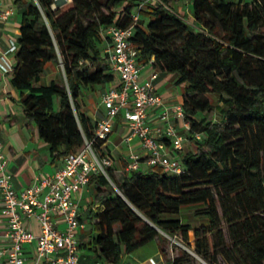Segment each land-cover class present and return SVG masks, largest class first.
I'll return each mask as SVG.
<instances>
[{
  "label": "trees",
  "instance_id": "trees-1",
  "mask_svg": "<svg viewBox=\"0 0 264 264\" xmlns=\"http://www.w3.org/2000/svg\"><path fill=\"white\" fill-rule=\"evenodd\" d=\"M142 1L16 0L22 18L10 81L25 117L55 157L92 139L96 121L80 108L82 88L114 78L104 59L109 39L100 31L132 26L138 60L176 73L182 85L186 137L201 136L194 149L179 153V174L155 167L124 170L118 178L108 166V177H90L89 204L101 205L88 215L97 260L123 263L160 228L185 238L193 229L203 256L213 250L229 264H264V0H191L192 22L161 5L140 8L135 20ZM58 58L65 83L40 82L46 63ZM209 93L217 94V103ZM213 109L220 119L201 116ZM102 142L94 147L110 155ZM191 204L199 205L194 213L205 225L192 228L163 216Z\"/></svg>",
  "mask_w": 264,
  "mask_h": 264
},
{
  "label": "built area",
  "instance_id": "built-area-1",
  "mask_svg": "<svg viewBox=\"0 0 264 264\" xmlns=\"http://www.w3.org/2000/svg\"><path fill=\"white\" fill-rule=\"evenodd\" d=\"M146 5L172 9L164 0H143L137 5L133 19H138L139 9ZM8 13L0 0V20L6 19ZM100 33L109 39L104 48V59L115 82L111 80L101 94L103 114L95 120L93 138L85 139L80 147L65 153L52 173L37 175L33 184L22 189H16L12 184V173L0 143L1 214L5 219V228L0 230V264H23L24 246L32 242H35L37 257L44 263L84 264L80 261L77 232L81 222L75 193L93 174L103 173L108 177L106 169L113 159L108 151L95 148L94 143L102 140V144H106L120 113H123L127 128L124 139L128 144L138 140L141 149H129L124 164L126 172L160 167L166 173L179 174L183 171L179 153L183 152L184 143L189 140L195 146L194 138L201 136L195 133L192 139L186 137L189 123L185 120L182 103H167L157 92L154 84L157 69L153 68L143 79L140 77L141 62L130 40L132 26L112 24ZM16 49L17 42L12 41L3 54ZM1 59L6 62L4 55ZM0 64L7 69L8 63ZM32 218L38 221V233H34L28 224ZM160 260L162 257L158 252L149 257L148 262L159 264ZM93 264L111 263L96 260Z\"/></svg>",
  "mask_w": 264,
  "mask_h": 264
},
{
  "label": "crops",
  "instance_id": "crops-1",
  "mask_svg": "<svg viewBox=\"0 0 264 264\" xmlns=\"http://www.w3.org/2000/svg\"><path fill=\"white\" fill-rule=\"evenodd\" d=\"M171 2V0H170ZM174 3H178V0H172ZM183 2L179 3L181 6ZM171 8L179 13L180 9ZM3 8L8 10V17L4 20H0V63H8L7 69L0 64V143L2 144V150L4 157L7 160V167L12 173V184L16 189L25 188L34 183L35 178L39 174L52 173L61 163L63 155L54 156L50 152V145L43 138L38 135L36 125L34 121H29L25 117L24 110L19 102L20 92L11 84V70L15 60L16 50L3 54L6 51L12 41L17 42V38L20 34V21L22 18V12L17 6L16 0H3ZM186 10L190 18L186 20L192 22L193 17L191 15V0H187ZM180 14V13H179ZM4 55L6 62L2 61L1 56ZM52 62H47L45 69L51 66ZM50 69V68H49ZM153 67L148 63H141L140 77L143 79L148 76ZM52 69H50V73ZM44 72L41 74L40 82H46ZM176 73L160 72L158 70V76L154 81L157 92L164 98L167 103H176L181 101L182 92L181 84H176ZM52 79V78H51ZM115 82V79L112 81ZM111 81L105 84H94L85 86L82 88L80 95V108L85 111L93 120L101 117L103 109L101 105V94L106 87L109 86ZM53 107L59 106L58 99L53 97ZM119 126L124 127L126 130L122 136L114 135V131ZM127 133V128L124 124L123 113H120L115 118L113 131L109 134L106 144L109 147L110 155L113 156L112 168H116L120 174L124 171V161L128 156L129 149L132 148L136 151H140V143L138 140H133L132 144H128L124 139V135ZM190 145L191 149L194 146L189 140L185 142ZM186 146V145H185ZM188 149L183 150L187 151ZM113 154V155H112ZM93 192L90 184L83 186L77 193H75V199L78 203V212L81 222V227L77 232L79 241V253L80 261L86 264H93L98 256L91 248L92 237V220L89 218L90 210L96 211L101 208L99 203L90 205ZM84 200V201H83ZM1 195H0V230L5 228V219L1 214ZM31 229L34 233L39 232L38 221L34 218L28 221ZM62 226L63 224H59ZM25 260L23 264H43L37 257L35 242L25 244ZM158 253V252H157ZM151 257V256H150ZM128 262L126 259L122 263ZM139 262V261H132ZM141 264H144L140 262ZM147 264V262L145 263Z\"/></svg>",
  "mask_w": 264,
  "mask_h": 264
},
{
  "label": "rangeland",
  "instance_id": "rangeland-1",
  "mask_svg": "<svg viewBox=\"0 0 264 264\" xmlns=\"http://www.w3.org/2000/svg\"><path fill=\"white\" fill-rule=\"evenodd\" d=\"M183 2L181 6H179V3ZM233 2H237L238 0H230ZM242 1H249V0H242ZM172 7L174 9H180L179 13L184 18H190V16L187 13L186 10V4L187 0H178V3L170 2ZM106 11V10H104ZM103 53V51H102ZM52 69V72L50 73V69ZM45 69V77H46V83H48L51 78L55 79L58 83L63 84L65 83V77H64V71L63 66L61 63L60 58H58V62H53L51 66ZM180 90L182 92V88L180 87ZM208 96L212 99L213 103L218 102V96L215 93H209ZM54 99H58L56 95H54ZM57 109V107H54ZM201 116L205 117L207 120H218L220 119V115L218 111L215 109L211 111H205L201 114ZM125 128L122 126H119L116 131H114V135L116 136H122L123 132H125ZM186 145V146H185ZM188 149L190 150V145L184 143V150ZM113 155V154H112ZM111 156V155H110ZM113 159V156H111ZM113 173L116 177H121V174L119 171H116V168H112ZM118 178H111V182L114 180L116 181ZM84 201V200H83ZM199 205L197 204H191L187 206H183L180 208L179 212L176 213H165L163 214L164 217H177L180 219V222L183 224H188L190 227H197L200 225H205L207 223L206 218L197 217L194 213L195 209ZM159 235L156 236L153 239L148 240L144 244L138 246L132 252L127 256L126 260L128 262H132L134 260L142 262V263H148V259L150 256L156 255L157 252L161 254L162 260H160L159 264H171L173 261H176L178 264H229L223 257V255L220 252H216L213 250H210V252L207 254V256H203L202 254L198 253L195 248V244L191 243L192 235H194L193 229L189 232V237L185 238L181 231L177 230L175 232H168L164 231L160 228H157ZM86 264L88 261H85ZM122 264V263H121Z\"/></svg>",
  "mask_w": 264,
  "mask_h": 264
},
{
  "label": "water",
  "instance_id": "water-1",
  "mask_svg": "<svg viewBox=\"0 0 264 264\" xmlns=\"http://www.w3.org/2000/svg\"><path fill=\"white\" fill-rule=\"evenodd\" d=\"M58 1H60V0H56V3H57Z\"/></svg>",
  "mask_w": 264,
  "mask_h": 264
},
{
  "label": "bare ground",
  "instance_id": "bare-ground-1",
  "mask_svg": "<svg viewBox=\"0 0 264 264\" xmlns=\"http://www.w3.org/2000/svg\"><path fill=\"white\" fill-rule=\"evenodd\" d=\"M148 264V263H147Z\"/></svg>",
  "mask_w": 264,
  "mask_h": 264
}]
</instances>
